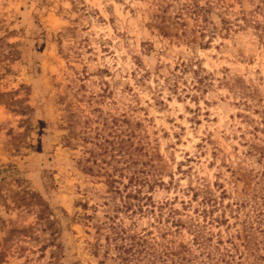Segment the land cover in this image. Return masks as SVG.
I'll list each match as a JSON object with an SVG mask.
<instances>
[{
  "label": "rangeland",
  "instance_id": "obj_1",
  "mask_svg": "<svg viewBox=\"0 0 264 264\" xmlns=\"http://www.w3.org/2000/svg\"><path fill=\"white\" fill-rule=\"evenodd\" d=\"M0 264H264V0H0Z\"/></svg>",
  "mask_w": 264,
  "mask_h": 264
}]
</instances>
